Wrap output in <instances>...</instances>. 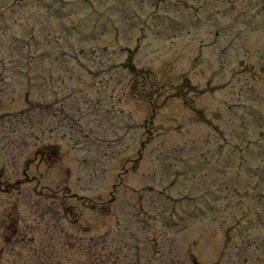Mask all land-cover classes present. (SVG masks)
<instances>
[{
    "label": "rangeland",
    "instance_id": "374dc122",
    "mask_svg": "<svg viewBox=\"0 0 264 264\" xmlns=\"http://www.w3.org/2000/svg\"><path fill=\"white\" fill-rule=\"evenodd\" d=\"M54 1L0 0V264H264V0Z\"/></svg>",
    "mask_w": 264,
    "mask_h": 264
},
{
    "label": "bare ground",
    "instance_id": "6f19581e",
    "mask_svg": "<svg viewBox=\"0 0 264 264\" xmlns=\"http://www.w3.org/2000/svg\"><path fill=\"white\" fill-rule=\"evenodd\" d=\"M262 262V261H261Z\"/></svg>",
    "mask_w": 264,
    "mask_h": 264
}]
</instances>
